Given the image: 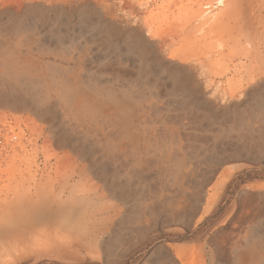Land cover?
<instances>
[{"label": "bare ground", "instance_id": "6f19581e", "mask_svg": "<svg viewBox=\"0 0 264 264\" xmlns=\"http://www.w3.org/2000/svg\"><path fill=\"white\" fill-rule=\"evenodd\" d=\"M141 5L0 0V264H264V0Z\"/></svg>", "mask_w": 264, "mask_h": 264}, {"label": "rangeland", "instance_id": "374dc122", "mask_svg": "<svg viewBox=\"0 0 264 264\" xmlns=\"http://www.w3.org/2000/svg\"><path fill=\"white\" fill-rule=\"evenodd\" d=\"M31 1H36V0H31ZM84 1H88L91 4V6H93V8L98 12V15L101 16L103 19L114 20V19H118L120 17L122 18L123 14H124L123 15L124 17L128 16L127 18H125V21L122 23L123 26H125V25L126 26L127 25H131V26L138 25L136 23L139 22L137 20H140V19H141L140 23L143 26H145L144 23L149 22L148 24L150 25V24H152L151 21H153V20H150L151 18L153 19V17L148 16L149 11L152 7L149 6V7L145 8L144 6L142 7V5H141L142 3H144L145 1H148V0H125V1L124 0H104V1L103 0H42V3H44V5H46V6L60 5L61 7L66 8L67 9L66 11L68 13L73 15L74 9ZM126 1L128 3L129 2L130 3L127 4ZM117 5L119 8L116 7ZM120 5L121 6L125 5V6L122 8ZM125 13H127L128 15H125ZM145 18H146V20H145ZM143 26H142V29L145 32L146 38H148L150 40H156V37H154L153 34H151L152 32L147 31L146 28ZM26 37L31 41L36 39V38H38L39 40L43 38V37H41V35L33 37L29 34L27 35L26 33H21L20 31H14L12 34H9V45L15 44V45L19 46V42L21 41V39L25 40ZM159 51H160V53L165 55V58H168L166 53L164 54V50L162 51V48ZM30 56L33 59H36L38 57L40 58V55H37L35 53L31 54ZM41 57H43L45 59H49L51 61L54 59H57V57L55 58L51 54H49V55L46 54L45 56H41ZM0 60H1V58H0ZM7 112H9V111H7ZM6 114L8 117L9 113H6ZM4 116L6 119L1 117L2 121H0V124H3L5 120H6L7 124L9 123L8 122L9 117L7 118L6 115H4ZM1 127H2V125H1ZM7 128H8V132H1L0 133V136H1L0 139L3 137L2 140H0V186H1L0 187V218H2V219L9 218V206H8L9 205V124H8ZM3 146L5 148H3ZM3 160L5 163L3 162ZM6 202H8V203H6Z\"/></svg>", "mask_w": 264, "mask_h": 264}]
</instances>
